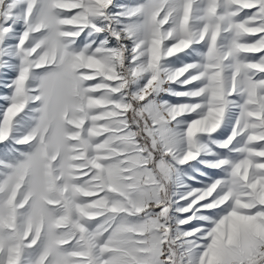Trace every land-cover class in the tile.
<instances>
[{
  "label": "snow or ice",
  "instance_id": "snow-or-ice-1",
  "mask_svg": "<svg viewBox=\"0 0 264 264\" xmlns=\"http://www.w3.org/2000/svg\"><path fill=\"white\" fill-rule=\"evenodd\" d=\"M0 264H264V0H0Z\"/></svg>",
  "mask_w": 264,
  "mask_h": 264
}]
</instances>
